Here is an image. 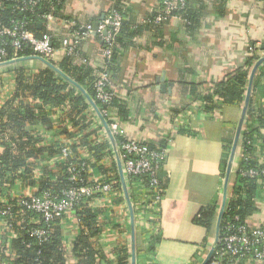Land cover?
Returning <instances> with one entry per match:
<instances>
[{
	"label": "crops",
	"instance_id": "obj_1",
	"mask_svg": "<svg viewBox=\"0 0 264 264\" xmlns=\"http://www.w3.org/2000/svg\"><path fill=\"white\" fill-rule=\"evenodd\" d=\"M118 1L138 27V37L122 50L118 72L112 74L109 83L123 107V113L115 107L119 122L128 139L148 145L167 143L158 172L163 190L159 218L147 224L145 218L135 217L136 264H203L215 243L223 203L224 160L228 152L230 155L243 105H224L214 113H199L183 122L180 117L196 104L192 83L211 87L244 65L253 52L264 57V0H191L192 22L186 24L185 19L173 17L161 25L147 20L160 0H66L69 18L52 23V29L70 36L76 23L93 26L101 22ZM83 51L95 66L104 62L101 43L94 34L84 39ZM63 55L59 54L56 61ZM8 66L14 68L13 64ZM259 69L262 75L251 94L255 110L264 106V62ZM29 70L36 71L37 67ZM253 141L256 149H262L264 124ZM242 144L239 139L228 187L234 183L241 163ZM257 183L256 209L246 224L264 229V184L261 180ZM209 205L217 206L210 233L194 222L200 210ZM66 218L62 232L68 264H76L73 243L81 233L80 221L76 214ZM100 220L104 229L99 242L114 264L112 253L120 237L127 236L132 251L130 216L123 235L107 212Z\"/></svg>",
	"mask_w": 264,
	"mask_h": 264
},
{
	"label": "trees",
	"instance_id": "obj_2",
	"mask_svg": "<svg viewBox=\"0 0 264 264\" xmlns=\"http://www.w3.org/2000/svg\"><path fill=\"white\" fill-rule=\"evenodd\" d=\"M15 2L3 0L0 7L1 24L10 25L12 19L24 20L27 28L37 36L52 34L54 44L56 46L60 44L64 36L54 32L53 29H48L45 16L51 15L53 24H57L58 20H68L66 0H39L35 6H25L22 10L15 8ZM191 2V0H185L183 5L179 4L167 12L166 1L160 0L155 11L149 15L147 20L152 24L161 25L168 23L173 17H180L185 19L186 24H189L194 19L192 7L190 8ZM199 3L201 1L197 4ZM111 11L120 12L123 19L118 31L112 32L110 42H106L98 34L95 35L101 43L102 50L111 49L110 57H103L104 62L101 66H95L86 57L83 51L84 39L72 37L78 42L76 53L64 54L61 60L53 61L62 73L69 77V80L53 68L44 63L38 65V62H34L32 59L18 61L13 64L14 68L0 74V146L2 145V149H0V194H6L13 182L14 177L8 178L6 176L9 170L14 172L26 168V172L31 173L32 167L38 165L40 161L44 172L52 176L51 178H44L41 182L42 187H50L58 192L69 183L68 165L77 161L85 153L91 156L85 162L86 167L98 168L100 174L105 176V180L112 178L120 187L117 166L109 149L110 142L102 137L101 128L94 126L92 105L74 85L75 83L83 87L100 111L104 108V105L96 98L95 80L105 70L110 73V79L112 74L116 75L122 50L138 37L136 22L128 17V13L124 11L119 1L116 2ZM158 16L165 17V19L156 21ZM80 26L76 23L73 29H78ZM19 55L31 56L34 55V52L27 47L21 50ZM259 58L260 56L253 52L246 58L244 65L224 76L221 80L214 82L211 87L201 88V85L192 83L191 91L194 102L200 105V112L211 114L224 105H243L251 70ZM32 67H37V70L31 72L29 69ZM261 75V69H259L253 81V91L258 86L257 78ZM108 89L114 92L110 85H108ZM113 107H117L119 113H123V107L118 105V99L115 95ZM252 111H255L256 116L252 114ZM246 116L245 130L240 137V141L243 143L245 136L253 139L259 127L264 124V106L262 105L260 110H255L252 108L251 100ZM247 126L250 128L248 133L246 132ZM49 132L54 133L50 138L48 137ZM120 139L122 138H115L116 142ZM71 140L74 141L71 145L72 153L66 161L49 164V158L60 154L65 141ZM166 145L165 141L161 145L149 146L161 151L165 149ZM245 146V158L241 159L240 166L234 174V183L228 187L227 204L221 221L220 236L225 231L226 224L234 227L246 224L248 217L256 209L255 201L259 187L257 181L261 180L264 184V172L256 177L240 176L241 169H248L260 164L256 155L258 149ZM261 151L264 152V144ZM228 153L224 160V173L229 159ZM109 157L111 158L108 160ZM162 163L163 161L161 166ZM261 167L264 169V163L260 164ZM82 175L86 183H91V171L86 169ZM148 181L149 178L143 175L127 178L130 197L137 218L145 215L143 213L145 209H138L136 202L143 190H147ZM141 184L144 188L139 191L138 188ZM120 191L122 193L121 188ZM90 199L91 197L85 199L75 213L79 218L81 228L80 235L73 243L76 264H113L114 261L99 242V235L104 229L99 218L105 208H95L89 205ZM115 200L117 203H124L123 197H117ZM216 216L217 206L209 205L200 210L194 222L204 226L210 233L213 230ZM48 229L51 236L46 242L39 243L28 233H24L21 239L14 241L13 247L16 249L18 257L13 260V264H39V262L41 264H68L61 221H53ZM117 230L121 233L122 229L118 228ZM234 231L236 232V230ZM221 247L222 244L219 242L216 248ZM129 248L124 237H120L114 254L112 253L115 257L114 264H130L131 252ZM217 260L220 261V264H253L256 261L250 253L244 257L227 254ZM214 261L215 256L213 254L209 264Z\"/></svg>",
	"mask_w": 264,
	"mask_h": 264
},
{
	"label": "built area",
	"instance_id": "obj_3",
	"mask_svg": "<svg viewBox=\"0 0 264 264\" xmlns=\"http://www.w3.org/2000/svg\"><path fill=\"white\" fill-rule=\"evenodd\" d=\"M12 1H16L15 8L17 10H22L25 6L33 7L39 3V0ZM184 3L185 0L167 2V12H170L179 4L183 5ZM2 4L3 0H0V7ZM45 17L48 29L52 30L53 17L51 15ZM122 19L123 16L120 12L110 11L99 22L96 35L98 34L106 42H110L112 32L118 31ZM164 19L165 17L158 16L156 21H162ZM92 34V25L80 26L70 36H64L60 44L56 46L52 34H46L42 37L37 36L27 28L24 20L12 19L10 25L6 26L0 23V74L11 69L6 65L9 61L23 57L19 53L24 48L28 47L34 52V55L41 56L53 62L56 61L59 54L72 55L76 53L78 42L73 40L72 37L85 39ZM102 54L105 58H109L111 49L105 48ZM109 83L110 73L107 70L102 71L95 80L96 98L104 105L100 113L107 121L110 131L115 138L121 137L122 139L117 142L115 141V145L111 143L100 118L93 108H91L92 114L94 115L92 121L95 127L101 128L102 137L110 142L109 149L116 163L118 175L117 157H119L122 163L126 183L128 177L143 175L149 178L148 188L147 190L144 189L142 194L137 198L136 207L141 210L145 209L143 210L145 215H141L139 218H145L147 224L154 223L159 218L158 213L160 212V203L163 198V190L160 186L158 171L164 159L165 149L160 151L151 148L145 142L125 137L124 129L121 127L116 109L113 107L115 93L108 89ZM200 110V105L196 103L193 108L181 114L180 120L182 122L184 120L188 121L190 117L202 113ZM246 119L247 116L245 117L241 134L245 130ZM249 129L247 126V133ZM53 134V132H49L48 137L50 138ZM44 135L47 134L44 133ZM73 143L74 141L72 140L65 141V144L61 148V153L53 158H49L48 163L65 162L72 153L71 145ZM245 145L256 148L253 139L245 136L244 143L240 148L242 158H245ZM0 149H2V145ZM248 155L251 157L250 154ZM256 155L258 156L260 164L264 163V152L261 149L257 151ZM89 158L91 156L85 153L77 161L71 162L68 165L67 174L69 183L58 192L52 190L50 187H42L41 182L44 178H51L52 176L44 172L41 161L38 165L32 167L31 173H27L26 168L14 172L9 170L7 172L6 176L8 178L14 177V179L6 194H0V264H13V260L18 257L16 249L13 247V242L21 239L24 233H28V235L35 238L39 243L48 241L51 236L48 228L52 222L60 220L61 227H63V224H65L64 221L67 219L66 217L70 216V214H75L80 204L89 197H91L88 202L89 205L95 208H105L103 214L107 212L116 229H122V235L126 233L129 209L120 176L119 187L114 179L109 178L105 180V176L100 174L98 168L91 169L90 167H86L85 162ZM260 164L248 169H241L240 176H259L260 173L264 172V169L262 167L260 168ZM86 169L92 172L91 183H86L85 178H83L82 174ZM96 169L98 172H95ZM143 188L144 186L141 184L138 189L142 191ZM117 197H123L124 203H117L115 200ZM122 237L127 241L126 235ZM219 242H221L222 247L219 249L215 248L213 252L215 261L213 264H220V261L217 259L227 254L244 257L249 253L254 256L257 262L264 263L263 228H251L247 224H242L237 227L226 224L225 231L220 236ZM39 264L41 263L39 262Z\"/></svg>",
	"mask_w": 264,
	"mask_h": 264
},
{
	"label": "water",
	"instance_id": "obj_4",
	"mask_svg": "<svg viewBox=\"0 0 264 264\" xmlns=\"http://www.w3.org/2000/svg\"><path fill=\"white\" fill-rule=\"evenodd\" d=\"M98 25L99 22H96L93 25V34L96 35V31L98 29ZM28 59H37L39 61H41L42 63H44L45 65L53 68L55 71L61 73L66 79L69 80V77L65 74L62 73V71L51 61L46 60L45 58L38 56V55H31V56H26V57H22L19 58L17 60L14 61H9L6 65H10V64H14L18 61H23V60H28ZM264 62V57L260 58L255 65L253 66L251 73H250V77H249V82H248V87H247V92H246V97H245V101L243 104V108H242V113H241V118L237 127V131H236V135L232 144V148L230 151V155H229V159H228V163H227V168H226V175H225V180H224V189H223V203L221 205L220 211H219V215L217 218V223H216V233H215V243L207 257V259L205 260V262L203 264H208L209 260L215 250V248L217 247V244L219 243V239H220V224H221V219L223 217V213L226 207V201H227V192H228V183H229V179H230V175L232 173V169H233V163L235 160V156H236V152H237V148H238V143H239V139H240V135H241V131L243 128V124H244V120L246 117V113H247V109L251 100V94H252V85H253V80L255 77V74L259 68V66ZM74 83V82H73ZM74 85L81 91L82 94L85 95V97L88 99V101L90 102V104L92 105V108L95 110V112L97 113L98 117L101 120V123L106 131V134L108 135L111 143L113 145H115V137L112 134V132L110 131L109 125L107 123V121L105 120V118L101 115L100 110L97 108L95 102L93 101V99L88 95V93L85 91V89L77 84L74 83ZM117 165H118V170H119V176H120V180H121V184H122V188H123V192H124V196L128 205V209H129V216H130V221H131V235H132V240H131V253H132V262L131 264H136V252H135V213H134V208H133V204L131 202V198L129 195V190L127 187V183H126V179H125V175H124V171H123V167H122V163L119 159V157H117Z\"/></svg>",
	"mask_w": 264,
	"mask_h": 264
}]
</instances>
